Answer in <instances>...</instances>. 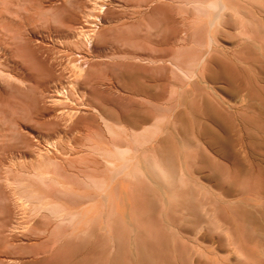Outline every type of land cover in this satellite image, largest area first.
Wrapping results in <instances>:
<instances>
[{"label":"rangeland","instance_id":"1","mask_svg":"<svg viewBox=\"0 0 264 264\" xmlns=\"http://www.w3.org/2000/svg\"><path fill=\"white\" fill-rule=\"evenodd\" d=\"M262 17L0 0V264H264Z\"/></svg>","mask_w":264,"mask_h":264},{"label":"bare ground","instance_id":"2","mask_svg":"<svg viewBox=\"0 0 264 264\" xmlns=\"http://www.w3.org/2000/svg\"><path fill=\"white\" fill-rule=\"evenodd\" d=\"M262 2H264V0H261ZM223 5H224V3H223ZM220 7V6H219ZM225 7V6H224ZM221 10V9H220ZM219 13V12H218ZM213 16H215V15H213ZM218 16V15H217ZM262 22L264 23V17H262ZM244 39V38H243ZM262 60H263V57H262ZM264 64V63H263ZM177 67V66H176ZM263 67V66H262ZM261 70H262V68H261ZM262 73H263V71H262ZM206 76V75H205ZM201 77V76H200ZM210 77V76H209ZM212 77V76H211ZM205 78V77H204ZM200 80V79H199ZM169 81V80H168ZM171 81V80H170ZM198 82V81H197ZM200 83V82H199ZM199 83H197V84H199ZM203 83V82H202ZM142 116V115H141ZM148 118V117H147ZM141 120H142V118H140ZM146 120V119H145ZM264 164V163H263ZM16 212V211H15ZM10 217V216H9ZM7 218V217H6ZM8 219V218H7ZM11 219V218H10ZM7 221V220H6ZM14 221V220H13ZM10 224V223H9ZM12 224V223H11ZM4 226V225H3ZM12 226V225H11ZM10 229V228H9ZM11 230V229H10ZM15 230V229H14ZM12 233V232H11ZM6 234V233H5ZM7 245V244H6ZM4 253V252H3ZM5 255V254H4ZM2 256V255H1ZM5 257V256H4ZM10 257H11V255H10ZM1 258V257H0ZM12 259V258H11ZM15 259V258H14ZM1 260V259H0ZM5 260V259H4ZM10 259H8V261H9ZM7 261V262H8ZM3 262V261H2ZM10 262H12V260L10 261ZM9 262V263H10ZM22 262V261H21ZM8 263V264H9Z\"/></svg>","mask_w":264,"mask_h":264}]
</instances>
